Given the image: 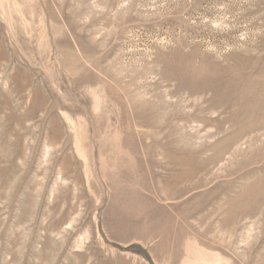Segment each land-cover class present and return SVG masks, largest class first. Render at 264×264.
Listing matches in <instances>:
<instances>
[{"label": "rangeland", "instance_id": "rangeland-1", "mask_svg": "<svg viewBox=\"0 0 264 264\" xmlns=\"http://www.w3.org/2000/svg\"><path fill=\"white\" fill-rule=\"evenodd\" d=\"M0 264H264V0H0Z\"/></svg>", "mask_w": 264, "mask_h": 264}]
</instances>
